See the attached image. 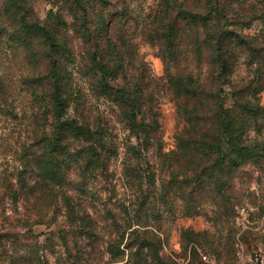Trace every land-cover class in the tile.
Returning <instances> with one entry per match:
<instances>
[{"label":"trees","instance_id":"1","mask_svg":"<svg viewBox=\"0 0 264 264\" xmlns=\"http://www.w3.org/2000/svg\"><path fill=\"white\" fill-rule=\"evenodd\" d=\"M2 53L0 129L23 133L6 190L45 228L20 264H60L70 243L68 264H169L162 221L196 215L194 252L229 245L241 173L264 170V0H0ZM163 99L182 122L169 148Z\"/></svg>","mask_w":264,"mask_h":264},{"label":"rangeland","instance_id":"2","mask_svg":"<svg viewBox=\"0 0 264 264\" xmlns=\"http://www.w3.org/2000/svg\"><path fill=\"white\" fill-rule=\"evenodd\" d=\"M45 8L44 2L38 1L36 3V9L40 13ZM138 41L140 56L148 63L151 75L154 78L162 76L165 66L158 50L145 40L139 39ZM0 55V58L5 60V55L3 53ZM227 102H230L229 98ZM161 109L163 112L164 142L165 146L169 148L173 146L174 135L182 127V122L175 112L173 103L169 100L163 99ZM0 126H2L1 123ZM8 126L7 130L0 129L1 190H6L8 183L14 188L18 185L17 176L14 174L13 169L19 161L18 155L13 150L21 143H18V141L22 138L23 133L13 132L16 130H13L15 128L11 123ZM9 128L12 131H9ZM120 133L123 135L124 131L121 130ZM119 162L120 159L117 160V172L119 170ZM4 174H8L5 180H3ZM250 178L252 179L247 185V189L243 190L240 188L244 193L243 202L237 213V224L234 230L228 232L227 228L219 227L217 235L225 236L227 233L232 235L231 242L227 247L221 249L220 244L214 250L203 247L198 248L197 252H194L191 248V243L187 245V230L195 232L203 230L209 227V221L203 215L178 217L172 221L170 219L162 221L161 230L157 232L160 235L156 234L160 236V242L158 243L160 255L165 257L169 264H248L250 258L256 252L264 254V170H258L253 173L247 170L245 173H241L240 179L244 180V182ZM23 204L22 199L14 202L8 190L5 191V194L0 199V264H20L17 255L22 254L24 245L29 244L36 248V235L45 230L43 226L38 224L31 227L33 231L27 225H23ZM38 239H40V235L37 241ZM70 247L72 252L68 255L64 253L62 255L64 259L60 264H68L65 258L75 254L72 243H70ZM15 255L16 260L11 263V257ZM203 255H206L205 259ZM53 260L50 257L49 264H57Z\"/></svg>","mask_w":264,"mask_h":264},{"label":"built area","instance_id":"3","mask_svg":"<svg viewBox=\"0 0 264 264\" xmlns=\"http://www.w3.org/2000/svg\"><path fill=\"white\" fill-rule=\"evenodd\" d=\"M203 258H206V255H203ZM248 264H264V254L256 252L249 260Z\"/></svg>","mask_w":264,"mask_h":264}]
</instances>
